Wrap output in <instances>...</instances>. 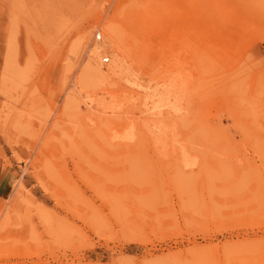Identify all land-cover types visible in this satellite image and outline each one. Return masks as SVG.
I'll return each mask as SVG.
<instances>
[{"label": "rangeland", "instance_id": "obj_1", "mask_svg": "<svg viewBox=\"0 0 264 264\" xmlns=\"http://www.w3.org/2000/svg\"><path fill=\"white\" fill-rule=\"evenodd\" d=\"M0 264H264V0H0Z\"/></svg>", "mask_w": 264, "mask_h": 264}]
</instances>
